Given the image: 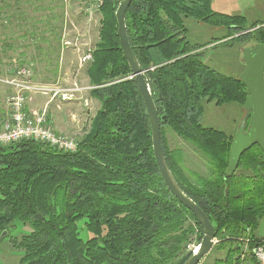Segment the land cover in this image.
Wrapping results in <instances>:
<instances>
[{
    "label": "trees",
    "instance_id": "obj_1",
    "mask_svg": "<svg viewBox=\"0 0 264 264\" xmlns=\"http://www.w3.org/2000/svg\"><path fill=\"white\" fill-rule=\"evenodd\" d=\"M120 2L103 0L100 8L99 40L87 72L90 94L101 106L77 151L33 140L0 146V236L6 232L0 243L16 223L30 227L10 240L21 252L18 264H183L193 253L184 254L192 235L199 243L204 235L157 165L146 105L118 34ZM186 18L226 27L233 41L253 36L264 42V28L246 32L263 22L247 27L244 16L213 11L211 0H133L125 17L158 112L166 116L167 164L215 226L218 247L227 248L213 264H239L238 238L246 225L253 228V257L262 243L256 235L264 217L262 149L253 145L227 174L234 135L202 124L204 103L244 108L248 91L240 74L221 73L202 60L208 44H190ZM249 124L250 116L246 129ZM167 128L208 158L209 176L186 171L183 151L168 145Z\"/></svg>",
    "mask_w": 264,
    "mask_h": 264
},
{
    "label": "rangeland",
    "instance_id": "obj_2",
    "mask_svg": "<svg viewBox=\"0 0 264 264\" xmlns=\"http://www.w3.org/2000/svg\"><path fill=\"white\" fill-rule=\"evenodd\" d=\"M211 4L213 11L244 16L247 21V27H250L252 23L263 22V24L247 30L246 32L248 33L260 27L264 28V0H211ZM100 8L88 14L85 10L83 0H0L1 68L5 62V64H7L9 61H18L21 59L20 57L22 54H25V60H22L28 64V67L34 73L32 68L34 67L33 63H37L38 61L33 60V58L35 51L38 53L39 48H45L48 54L52 55V60L54 62L59 55L61 57L64 53L62 49L68 51L70 54L73 52V59L78 60V68L83 70L79 74L78 80L75 78L72 80L68 77H66V80L63 76H60L54 82H40L41 84H56L61 89L69 90L77 86L80 89L74 91V97L72 99L63 100L62 97L58 95L57 98L51 101L49 95H36V97L41 99V103H38L39 106H37L36 109L43 110L46 108L48 113L50 105L57 102V100H60L58 104L66 101H78L80 107H74L73 110L68 109L70 114L75 115L74 118H76L77 121L74 119V122L78 123L80 120L77 114H82V120L75 128L72 127L68 131H65L66 133L60 132L59 127L53 123L55 130L59 133H65L71 136L76 139L78 143L79 139L90 128L91 120L101 106L98 99H92L90 97L89 93L92 86L86 88L85 84L81 82L83 74L86 72V68L88 69L89 64L93 62L94 56L93 60L88 63H79L80 57L89 49L93 50L94 54L96 42L99 40L100 20L102 17ZM45 16L50 17H47L46 24L44 22ZM47 23H49V25H47ZM185 25L187 27V38L191 45L208 44L204 48L202 60L212 68L227 75L237 76L241 73L245 66L242 58L244 48L259 42L256 40V37L253 36H248L245 40L233 41V36L227 37L229 30L226 27L214 26L195 18H186ZM44 26L49 28L45 29L46 32L44 31L42 35L38 36V33H42L38 30L42 29ZM32 28H34L33 33H35V36L31 32ZM235 36H237V34H235L234 37ZM39 37L41 39H39ZM213 41L214 43H212ZM36 44L39 45L35 48ZM30 64L32 66H30ZM70 69H72V67H70L69 70ZM47 70L51 73L53 69L48 68ZM62 71L64 72L63 69ZM46 76L49 78L53 77L49 75ZM58 110L66 112L63 108V104L62 107L60 105ZM245 115V106L243 108L237 103H227L218 106L215 102H205L201 122L206 127L223 130L227 134L235 136L240 122ZM166 138L171 149L179 148L183 151V166L186 171L197 172L202 176L210 175L208 158L199 151L198 148L183 140L168 128L166 129ZM190 177L191 180L195 182L191 175ZM14 227L15 228H13L11 232V237H21L30 231V227L27 224L16 223ZM244 229L245 236L238 238V241L242 242L241 251L238 254L240 258L239 264H255L252 250L250 249V244L252 242L250 235L253 232V228L246 225ZM11 237H6L2 243H0V264L19 263L21 252L12 245L10 241ZM220 242L221 239L215 237L213 248L203 257L199 264H213L216 259L226 256L227 248H219ZM198 243L199 240L197 237L192 235V241L187 245L184 254L194 251Z\"/></svg>",
    "mask_w": 264,
    "mask_h": 264
},
{
    "label": "water",
    "instance_id": "obj_3",
    "mask_svg": "<svg viewBox=\"0 0 264 264\" xmlns=\"http://www.w3.org/2000/svg\"><path fill=\"white\" fill-rule=\"evenodd\" d=\"M132 1L133 0H121L116 11L118 34L120 36L122 51L131 67L132 76L137 80L146 105L152 129L154 156L160 173L170 192L186 208L192 211L204 229L201 242L196 246L192 255L183 263L199 264L203 257L206 256L214 246L216 228L205 211L181 189L167 164L161 132L162 121L166 120V116H161L158 112L151 88L147 83L139 60L133 51L127 33L125 17ZM242 58L245 67L240 73V79L248 91L245 102L246 115L241 120L232 141L227 167L228 175H232L237 170L242 154L255 144H258L262 149L264 164V42L254 47L244 48ZM249 116L250 124L246 129ZM5 234L6 232L2 234L0 238ZM256 235L259 239H264V217L258 223Z\"/></svg>",
    "mask_w": 264,
    "mask_h": 264
},
{
    "label": "built area",
    "instance_id": "obj_4",
    "mask_svg": "<svg viewBox=\"0 0 264 264\" xmlns=\"http://www.w3.org/2000/svg\"><path fill=\"white\" fill-rule=\"evenodd\" d=\"M83 2L86 12L91 14L93 10L101 7L103 0ZM92 60L93 50L89 49L80 57L79 63L84 64ZM4 70V74H0V83L9 86L10 91L4 101V111L0 113V146L33 140L58 151L66 153L77 151L79 145L77 140L55 130L48 110L32 108L30 103L39 94L49 95L51 101L58 95L63 100H70L74 97V91L80 88L74 86L69 90L61 89L56 84H41L34 79V73L28 65L17 62L7 63ZM254 257L255 264H264V239L254 248Z\"/></svg>",
    "mask_w": 264,
    "mask_h": 264
},
{
    "label": "crops",
    "instance_id": "obj_5",
    "mask_svg": "<svg viewBox=\"0 0 264 264\" xmlns=\"http://www.w3.org/2000/svg\"><path fill=\"white\" fill-rule=\"evenodd\" d=\"M47 17L50 18L49 16H47ZM47 17L45 16V20H44L45 24H46ZM49 21H50V19H49ZM44 22H43V24H44ZM47 25H49V23H47ZM48 28L49 27L44 26L42 29H39L38 31L40 33L41 32L42 33L41 34L38 33V36L42 35L43 32L45 31V29H48ZM31 32L32 33L34 32V28L31 29ZM33 34L35 36V33H33ZM39 39H41V38L39 37ZM37 45H39V44H36L35 48H36ZM62 51H64V53L62 54L61 57L59 55L55 62L52 60L53 59L52 55L48 54V52H47V50L45 48L44 49L39 48L38 53L35 51L34 58L33 57L32 58H33V60H36L38 62L37 63L36 62L33 63L34 67H32V68L34 70V79L36 81H38V82H54L60 76L61 77L63 76L66 80H67L66 77H68V78H70L72 80L74 78L78 80L79 74L83 71L82 69L78 68L79 67L78 66V60H76V59L74 60L73 59V52H71V54H70L66 50L62 49ZM24 55L25 54H22V56L20 57L21 59H19L20 61L18 60L19 62L18 61H9V62H17V63H20V64L28 65V64H26L23 61V60H25L24 59ZM5 63L2 66V68L0 67V73L1 74H4V71H5L4 69H5V65H6ZM51 63H53V64H51ZM30 66H32V65L30 64ZM37 67H39V68H37ZM70 67H72V69L69 70ZM48 68L53 69L51 71V73L48 72V70H47ZM62 69L64 70V72L62 71ZM43 72H44V74H43ZM85 73L83 74V79H82L81 82H83L85 84V87L88 88V87H91V84L89 83L90 82V78L87 75V68H86V72ZM46 75H49L50 77L53 76V77L49 78ZM9 91H10V88L8 86H6V85L4 86V84L3 85L0 84V113H2L4 111V100H5L6 95L8 94ZM90 97L92 99H94V97L91 94H90ZM40 100L41 99L39 97L34 98L33 102L30 103V107L36 108L37 106H39L38 103H41ZM58 101H60V100H57V102L52 103L50 105V109H49V113H48L49 118L52 121H54L53 123L56 126L59 127L60 132L68 131L72 127L75 128V126L78 125V123L82 120V114H80V113H79L80 115L77 114L78 115V119L80 121L78 123L74 122L76 120V118H74L75 115L70 114L68 112V109L73 110L74 107H76V108L80 107L79 104H78V101H75V102H67L66 101V102H63V103L62 102L59 103L61 105V107H62V104H63V108L66 110V112L58 110V108H60V105L58 104ZM71 115H72V117H71Z\"/></svg>",
    "mask_w": 264,
    "mask_h": 264
},
{
    "label": "flooded vegetation",
    "instance_id": "obj_6",
    "mask_svg": "<svg viewBox=\"0 0 264 264\" xmlns=\"http://www.w3.org/2000/svg\"><path fill=\"white\" fill-rule=\"evenodd\" d=\"M260 43H262V42L254 43V44L250 45V47H254V46H256L257 44H260Z\"/></svg>",
    "mask_w": 264,
    "mask_h": 264
}]
</instances>
